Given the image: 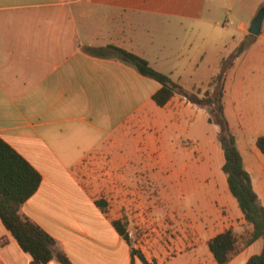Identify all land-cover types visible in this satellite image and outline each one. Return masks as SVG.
I'll return each mask as SVG.
<instances>
[{
    "label": "crops",
    "instance_id": "crops-1",
    "mask_svg": "<svg viewBox=\"0 0 264 264\" xmlns=\"http://www.w3.org/2000/svg\"><path fill=\"white\" fill-rule=\"evenodd\" d=\"M176 12L156 0H0V139L41 176L21 215L71 264H144L115 221L128 235L136 225L144 244L137 251L149 264H217L211 239L252 231L229 190L208 109L178 95L159 107L158 83L115 57L83 51L114 46L187 92L210 88L225 44L208 52L206 40H190L177 56L170 43L162 50L147 38L145 16ZM249 27L242 23L233 42ZM223 88L224 115L264 207V156L256 147L264 136V24ZM263 246L262 238L239 241L227 264H246ZM0 264H32L1 220Z\"/></svg>",
    "mask_w": 264,
    "mask_h": 264
},
{
    "label": "trees",
    "instance_id": "trees-1",
    "mask_svg": "<svg viewBox=\"0 0 264 264\" xmlns=\"http://www.w3.org/2000/svg\"><path fill=\"white\" fill-rule=\"evenodd\" d=\"M248 38L251 39L249 43L242 41L236 53L230 55L229 59H222L218 74L208 85L210 88L198 89L194 92H187L169 76L152 68L147 60L123 49L114 46L83 48L84 52L95 57H115L134 67L140 75L158 83L160 89L154 94L153 101L159 107H164L178 95L193 105L208 109L209 123L217 125L220 129L218 141L224 152L223 171L227 175L229 190L238 202L246 223L252 227L244 244H249L258 238L264 241V207L253 189L236 137L224 115L223 86L226 74L234 61L255 40L250 34ZM256 147L264 156V136L257 138ZM40 183V174L0 139V220L22 250L32 257V264H47L54 258L61 264H71L67 257L57 250L55 240L20 213L22 205L37 191ZM98 205L104 208L102 202H98ZM114 227L130 243L125 225L115 221ZM238 243L237 234L233 230H228L211 239L208 248L217 264H227L238 251ZM136 255L144 264H149L139 251L132 248V256ZM246 264H264V246L262 251L250 257Z\"/></svg>",
    "mask_w": 264,
    "mask_h": 264
},
{
    "label": "rangeland",
    "instance_id": "rangeland-1",
    "mask_svg": "<svg viewBox=\"0 0 264 264\" xmlns=\"http://www.w3.org/2000/svg\"><path fill=\"white\" fill-rule=\"evenodd\" d=\"M161 6H173L178 8V12L173 16L147 15L144 18L146 24L151 28L146 30L147 38L150 37L156 42L157 48H161L163 43H170L172 52L177 56L187 52V45L190 40L200 44L206 40L208 52L221 45L226 46L224 58L229 59L230 55L236 53L242 41L249 43L248 31L245 29L240 42L234 43L239 35V26L242 23L251 24L253 18L261 8H264V0H156ZM199 8L196 13L187 12V8ZM189 16L197 17L190 19ZM201 23V24H200ZM264 24V22H263ZM193 27V29H191ZM231 43L229 44V42ZM163 50V47H162ZM223 58V59H224ZM206 88H204L205 90ZM144 190L147 185H143ZM149 194L151 190H146ZM150 205L146 202V207ZM134 223V222H133ZM136 225L129 231L130 243L135 250L143 243ZM248 237V236H247ZM242 235L240 244H244L247 239Z\"/></svg>",
    "mask_w": 264,
    "mask_h": 264
},
{
    "label": "water",
    "instance_id": "water-1",
    "mask_svg": "<svg viewBox=\"0 0 264 264\" xmlns=\"http://www.w3.org/2000/svg\"><path fill=\"white\" fill-rule=\"evenodd\" d=\"M264 22V8H261L257 15L253 18L248 33L254 37H258L261 34L262 25Z\"/></svg>",
    "mask_w": 264,
    "mask_h": 264
},
{
    "label": "built area",
    "instance_id": "built-area-1",
    "mask_svg": "<svg viewBox=\"0 0 264 264\" xmlns=\"http://www.w3.org/2000/svg\"><path fill=\"white\" fill-rule=\"evenodd\" d=\"M142 225V226H141ZM140 225V227H142V229L144 230L145 228V226H147V223H144V224H141ZM143 232V231H142ZM147 234V232H143V235H146Z\"/></svg>",
    "mask_w": 264,
    "mask_h": 264
}]
</instances>
